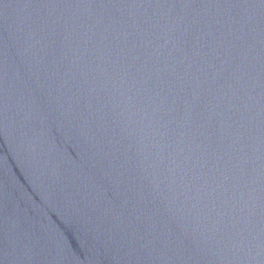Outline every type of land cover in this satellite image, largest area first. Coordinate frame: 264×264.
I'll list each match as a JSON object with an SVG mask.
<instances>
[{"label":"water","instance_id":"95a60500","mask_svg":"<svg viewBox=\"0 0 264 264\" xmlns=\"http://www.w3.org/2000/svg\"><path fill=\"white\" fill-rule=\"evenodd\" d=\"M264 47V0H0V264H200Z\"/></svg>","mask_w":264,"mask_h":264}]
</instances>
